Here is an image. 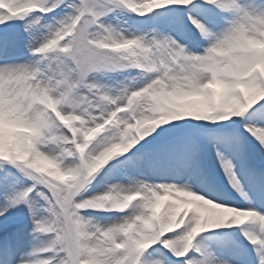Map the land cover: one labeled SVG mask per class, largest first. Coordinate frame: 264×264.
<instances>
[{"label": "snow or ice", "instance_id": "snow-or-ice-1", "mask_svg": "<svg viewBox=\"0 0 264 264\" xmlns=\"http://www.w3.org/2000/svg\"><path fill=\"white\" fill-rule=\"evenodd\" d=\"M0 25V264H264V0H0Z\"/></svg>", "mask_w": 264, "mask_h": 264}, {"label": "rangeland", "instance_id": "rangeland-1", "mask_svg": "<svg viewBox=\"0 0 264 264\" xmlns=\"http://www.w3.org/2000/svg\"><path fill=\"white\" fill-rule=\"evenodd\" d=\"M18 23V22H17ZM19 54V51L18 50H14V51H12V52H10L9 54ZM22 59H23V57H22ZM30 227V226H29ZM205 235V234H204ZM207 235H209V234H207ZM206 235V236H207ZM26 240L28 241V242H31V237L30 236H26Z\"/></svg>", "mask_w": 264, "mask_h": 264}, {"label": "bare ground", "instance_id": "bare-ground-1", "mask_svg": "<svg viewBox=\"0 0 264 264\" xmlns=\"http://www.w3.org/2000/svg\"><path fill=\"white\" fill-rule=\"evenodd\" d=\"M22 60H13V61H10V62H21ZM3 62H0V64H2ZM225 231H229V232H232V231H237V234H238V230H235V229H227V230H225ZM205 235H207V233L205 234ZM241 239H243L242 237H241ZM246 243H247V241H245Z\"/></svg>", "mask_w": 264, "mask_h": 264}]
</instances>
